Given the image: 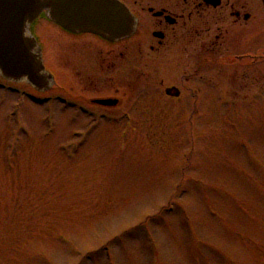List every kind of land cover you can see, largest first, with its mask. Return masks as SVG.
I'll return each mask as SVG.
<instances>
[{
    "label": "rangeland",
    "instance_id": "rangeland-1",
    "mask_svg": "<svg viewBox=\"0 0 264 264\" xmlns=\"http://www.w3.org/2000/svg\"><path fill=\"white\" fill-rule=\"evenodd\" d=\"M125 70L108 115L0 79V264H264V80L183 102Z\"/></svg>",
    "mask_w": 264,
    "mask_h": 264
},
{
    "label": "flooded vegetation",
    "instance_id": "flooded-vegetation-1",
    "mask_svg": "<svg viewBox=\"0 0 264 264\" xmlns=\"http://www.w3.org/2000/svg\"><path fill=\"white\" fill-rule=\"evenodd\" d=\"M116 1L134 18L124 37L72 31L45 12L33 21L31 31L55 83L47 91L26 84L28 99L37 92L32 99L39 103L69 101L90 114L130 110L140 97H129L120 79L126 68L141 65L153 70L151 80L165 100L215 99L225 83L247 88L250 80H264V0Z\"/></svg>",
    "mask_w": 264,
    "mask_h": 264
},
{
    "label": "water",
    "instance_id": "water-1",
    "mask_svg": "<svg viewBox=\"0 0 264 264\" xmlns=\"http://www.w3.org/2000/svg\"><path fill=\"white\" fill-rule=\"evenodd\" d=\"M42 12L69 30L108 38L128 35L134 23L130 10L116 0H0V79L39 91L55 83L31 31Z\"/></svg>",
    "mask_w": 264,
    "mask_h": 264
}]
</instances>
